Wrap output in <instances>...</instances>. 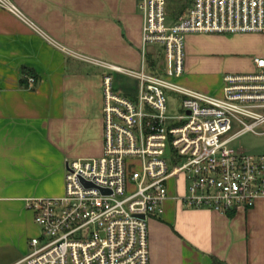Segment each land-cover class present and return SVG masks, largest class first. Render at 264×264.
Masks as SVG:
<instances>
[{
  "label": "crops",
  "instance_id": "obj_1",
  "mask_svg": "<svg viewBox=\"0 0 264 264\" xmlns=\"http://www.w3.org/2000/svg\"><path fill=\"white\" fill-rule=\"evenodd\" d=\"M10 1L28 21L0 6V264L39 235L27 198L62 195L65 161L102 154L103 76H129L111 65L139 69L142 47L139 0ZM186 6L169 0L168 17ZM255 57L264 32H190L177 79L221 95L223 75L254 70ZM252 133L257 141L239 147L264 153V133ZM186 185L171 179L163 211L148 218L150 264H264V197L219 211L184 203Z\"/></svg>",
  "mask_w": 264,
  "mask_h": 264
},
{
  "label": "built area",
  "instance_id": "obj_2",
  "mask_svg": "<svg viewBox=\"0 0 264 264\" xmlns=\"http://www.w3.org/2000/svg\"><path fill=\"white\" fill-rule=\"evenodd\" d=\"M168 1H138L141 67L109 66L139 79L138 95L119 94L104 74L103 152L65 161L62 195L27 198L39 235L13 264H150L148 218L163 211L171 179L186 181L179 198L195 207L227 211L264 197V153L230 146L264 133V57L250 72L225 73L221 95L172 79L187 33L264 32V0H187L167 23ZM0 6L28 21L10 0ZM149 45L158 46L153 64ZM172 94L177 114L167 112Z\"/></svg>",
  "mask_w": 264,
  "mask_h": 264
},
{
  "label": "rangeland",
  "instance_id": "obj_3",
  "mask_svg": "<svg viewBox=\"0 0 264 264\" xmlns=\"http://www.w3.org/2000/svg\"><path fill=\"white\" fill-rule=\"evenodd\" d=\"M171 21V18H168V22ZM153 46H149L148 52ZM174 81L180 82L177 78H172ZM114 89L121 95L124 96H133L136 97L138 95L139 90V79L132 77V76H126L121 74H114ZM183 84V83H182ZM168 104H169V110L167 111L170 114H177V103L176 98L172 95L168 96ZM257 141V138L255 137L254 133L248 132L244 135H241L238 139H235L231 142L230 146L237 149L239 146L247 147L249 144H253ZM41 243V242H40ZM34 247L30 246V250H32Z\"/></svg>",
  "mask_w": 264,
  "mask_h": 264
},
{
  "label": "trees",
  "instance_id": "obj_4",
  "mask_svg": "<svg viewBox=\"0 0 264 264\" xmlns=\"http://www.w3.org/2000/svg\"><path fill=\"white\" fill-rule=\"evenodd\" d=\"M159 53L158 52H155V54L154 55H158ZM154 55H149V57H150V61L152 62V61H154L153 60V58H155L154 57ZM152 58V59H151ZM154 62H152L151 64H153ZM150 69H154V68H150ZM22 77H21V82L23 83V85H26L27 83H28V74H26V71L25 70H23L22 71V75H21ZM28 85V84H27ZM26 85V86H27ZM213 264H223L219 259H217L216 257H213Z\"/></svg>",
  "mask_w": 264,
  "mask_h": 264
}]
</instances>
